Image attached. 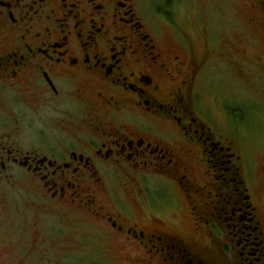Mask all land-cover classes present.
<instances>
[{"label": "flooded vegetation", "instance_id": "obj_1", "mask_svg": "<svg viewBox=\"0 0 264 264\" xmlns=\"http://www.w3.org/2000/svg\"><path fill=\"white\" fill-rule=\"evenodd\" d=\"M148 5L0 0V186L31 197L16 211L20 256L264 264L257 160L203 96L222 60L214 32L199 59L187 24L166 43ZM248 66L262 79V59Z\"/></svg>", "mask_w": 264, "mask_h": 264}, {"label": "rangeland", "instance_id": "obj_2", "mask_svg": "<svg viewBox=\"0 0 264 264\" xmlns=\"http://www.w3.org/2000/svg\"><path fill=\"white\" fill-rule=\"evenodd\" d=\"M149 2L148 14L158 20L164 41L170 43L174 37V22L187 24V33L199 59L205 55L201 37L207 36V33L203 29L211 27L214 32L213 47L218 50L216 54L222 55V60L219 61L221 65L213 70L214 73L204 78L203 96L223 132L230 134L240 144H243L241 138L247 139V151L256 158L259 167L256 174L260 187L256 193L258 197L264 185L261 171V167H264V0ZM252 57L262 59V79L256 68L248 66L246 73L240 69L249 64ZM27 189L14 183L0 186V264H15L13 260L16 258L18 263L23 259L17 237L18 221L14 222L27 211L31 198ZM17 210L21 212L19 215ZM28 226L32 228L36 224ZM75 252V256L86 259L84 255L88 251ZM89 258L82 264H90ZM21 264L33 263L23 259Z\"/></svg>", "mask_w": 264, "mask_h": 264}]
</instances>
